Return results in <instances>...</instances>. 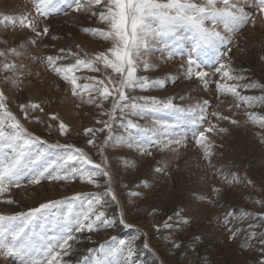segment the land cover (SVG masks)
<instances>
[{
    "label": "rangeland",
    "instance_id": "obj_1",
    "mask_svg": "<svg viewBox=\"0 0 264 264\" xmlns=\"http://www.w3.org/2000/svg\"><path fill=\"white\" fill-rule=\"evenodd\" d=\"M232 2L245 8L248 15L255 18V26L248 23L231 34L232 43L219 49V53L225 54L223 60L214 50H208L207 55L202 57L206 63L202 70L209 74L207 86L194 75L188 78L186 55L182 58L177 51L176 55L169 57V52L175 47L169 40L167 46L157 43L147 54L145 59L150 65L147 70L143 67L137 70L139 76L148 77L149 81L160 80L162 84L128 90L131 97L137 98V103H144L139 99L144 96L160 101L171 98L174 105L185 110L183 113L146 111L142 115L121 117L118 111L116 119L109 121L101 113L111 108V99L103 102V108L88 104L74 107L79 101L73 100L68 83L48 69L42 59H33L58 55L61 48L83 55L109 47L110 42L84 31L85 28L102 27L98 18L87 11H75L73 0H56L55 8L47 17L35 13L34 0H0V13L14 16L27 14L35 20L38 31L45 26L49 29L47 34L37 35L18 25L15 28L0 25V50L16 48L21 55H9L7 60L25 65V71L30 73L25 75L21 87L17 89L10 83H4V73L0 72V89L8 97L9 109L30 133L41 138L38 150L45 151L49 160L56 159L63 152L48 148V144H71L84 149L110 177V180L102 175L95 177L97 184L77 178L74 181L51 182L45 179L39 185H31L24 179L21 187H13L0 197V213L27 212L50 200L67 202L77 193L105 202L103 207H97L106 212L112 225L91 232L73 233L75 240L71 242L69 255L62 258L63 264H85L86 258H89L88 264H92V258L98 255L101 245L115 247L120 240L131 241L129 246L135 251L132 264H259V244L253 240L249 246L246 238L250 231L258 235L264 233V128L259 123H253L248 114L254 113L257 120L264 116V102L256 100L249 104L231 94L219 93L216 85L236 83L240 85L238 91L242 97L264 96V18L254 11V0ZM208 26L213 27L210 22ZM215 29L224 33L222 23L215 25ZM30 40L35 43H29ZM183 43V50L187 52L192 41L187 39ZM3 60L4 57H0V61ZM69 62L74 61L69 58L63 63ZM222 63L229 65L231 74L241 79L225 80L222 73L216 72ZM76 74L104 78L103 69L100 73L82 69ZM107 74H112L110 69ZM30 101L42 103L44 113L30 111L29 118L25 119L19 105ZM237 104L240 105L238 108ZM214 112L236 119L239 123L219 119L212 115ZM45 113H56L60 120L69 124V133L61 135L58 121L50 119ZM34 116L40 118L39 122L33 119ZM97 120L108 121L112 125L111 133L108 129L96 132L95 145H88L91 135L86 134L84 129L103 127ZM128 120L146 130L131 132L135 140L144 141L143 147L151 155L143 154L135 143L132 147L117 144L121 137H128ZM165 124L171 126L169 136L162 135ZM213 124L217 131L206 133L214 144L213 154L205 159L203 149L196 140L200 131ZM149 130H155L157 135L153 136ZM110 134L112 138L105 143ZM168 139L180 140V144L171 145L174 151L164 147ZM156 168L165 171L156 172ZM113 194L115 200L112 199ZM6 200L12 203H5ZM57 214L58 210L53 209L47 219L35 220L27 229L29 234L55 235L58 228L51 220ZM168 217L173 218L171 223L183 218H188L189 222L181 224L179 229L173 228L171 238L165 239L170 235L169 230L163 228ZM157 225H160L159 230ZM249 225L253 227L249 229ZM231 229L237 230L234 239L230 238ZM173 242L179 247H173ZM125 257L127 248L120 257L121 264H124ZM34 258L43 257L37 255ZM0 264L15 262L11 258H0Z\"/></svg>",
    "mask_w": 264,
    "mask_h": 264
},
{
    "label": "snow or ice",
    "instance_id": "obj_2",
    "mask_svg": "<svg viewBox=\"0 0 264 264\" xmlns=\"http://www.w3.org/2000/svg\"><path fill=\"white\" fill-rule=\"evenodd\" d=\"M254 3L256 5L254 11L264 18V0H254ZM73 4L75 11H87L90 15L97 17L103 25L97 28H85L84 31L94 37H100L102 41L110 42V46L102 51H96L93 54L85 52L83 55L78 51L61 48L58 55L33 57V59H42L48 69L68 83L73 100L79 101L73 105L74 107L80 108L83 104H88L103 108V102L111 99V108L101 113L107 116L109 121L116 119L118 111L121 117L127 114L142 115L146 111L172 110L177 114L185 111L174 105L171 98L167 101H160L155 97L144 96L139 98L144 103H137V98L128 94V90L146 89L162 84L160 80L149 81L148 77L137 74L138 68L143 67L147 70L150 67L145 57L157 43H164L167 46V42L171 40L175 47L169 52V57L176 55L177 51L182 58L186 55L188 78L191 79L194 75L204 81L207 86L209 74L202 70L206 67L202 57L207 55L208 50L219 53L222 45L231 44L233 40L231 34L245 24L252 23L253 27L255 26V18L249 16L245 8L233 3L232 0H200V2L197 0H73ZM55 6L56 0H34L35 13L40 16L51 15V10ZM209 22L213 27L208 26ZM219 23L223 24L224 33L215 29V25ZM0 25L13 28L18 25L37 35L47 34L49 31L47 26L43 27L42 31H38L35 20L29 18L27 14L14 16L0 13ZM187 39L192 41V45L187 52H184L183 42ZM28 42L35 43L34 40ZM79 47L77 45L78 49ZM9 55L19 56L21 53L16 48L0 50V57H4V60L0 61V72L4 73L2 80L19 89L25 75L30 73L25 71V65L17 64L14 60L8 61ZM224 55V53H219L220 60L224 59ZM69 58L74 62L63 63ZM194 67L195 72H193ZM82 69L96 73H100L103 69L104 78L78 76L76 73ZM109 69L111 75L107 74ZM216 72L222 73L227 81L241 79L231 74L227 64L222 63ZM81 80L86 82L80 83ZM216 87L219 93L231 94L249 104L256 100L264 102V96H240L238 91L240 85L236 83H217ZM7 100L8 97L4 90L0 89V197L9 193L13 187H21L24 179H27L31 185H39L45 179L51 182L74 181L77 178L97 184L95 177L101 175L109 177V173L101 164L94 163L84 149L71 144H48V148L61 149L63 152L56 159L49 160L45 151L38 150L37 146L41 138L24 127L21 120L9 109ZM239 106V104L236 105L237 108ZM19 109L25 119L29 118L30 111L44 113V107L40 102L30 101L27 104H21ZM45 115L58 121V131L61 135L69 133V124L60 120L56 113H45ZM212 115L222 120H229L232 124L239 123L238 120L223 116L219 112H214ZM248 116L253 123H259L260 127L264 128V116L258 120L254 113H249ZM33 119L37 122L40 120L38 116H34ZM200 119L203 120L204 117L201 116ZM97 123L102 124L103 127L84 129L86 134L91 135V138L87 140L88 145H95L96 132L108 129L111 133L112 125L108 121L97 120ZM162 127L164 129L162 135L169 136L171 126L165 124ZM126 130L129 133L128 137H121L117 140V144L132 147L135 143L139 151L145 155H151V152L143 147L144 141L135 140L131 132V130H146L140 129L139 125L131 120L127 121ZM149 131H152L153 136L157 135L155 130ZM215 131H217L216 125H210L199 132L196 140L197 145L203 149L205 159L211 157L214 146L206 133L211 134ZM219 131L223 132L226 129H219ZM111 138L110 134L105 143ZM43 143L47 144V141ZM173 143L178 145L180 140L168 139L164 147L174 151L171 148ZM100 151L102 152L103 149ZM155 171L165 170L156 168ZM109 191H111L110 188ZM213 191H219V189H213ZM132 195L139 196L140 193H132ZM112 199H116L114 194ZM4 202L12 203L11 200ZM104 203L99 199H88L87 196L77 193L67 202L50 200L40 203L38 207L31 208L27 212L9 215L0 213V258L4 260L11 258L15 264H63L62 258L69 255L71 242L75 240L73 233L85 230L91 232L112 225L113 222L107 218L106 212L97 207H103ZM77 207L79 210H76ZM53 209L58 210V214L51 220L58 228L57 233L52 236L46 233L29 234L27 229L30 224L40 218L47 219ZM172 219L168 217L163 224V228L170 232L169 237L165 239L171 238L173 228L179 229L181 224L189 222L188 218H183L171 223ZM227 222L226 217L225 223ZM156 227L159 230L160 225ZM252 227L249 225V229ZM230 232V238L234 239L237 230L231 229ZM246 239L249 241V246L253 240L258 242L261 251L259 264H264V233L258 235L250 231ZM130 244L131 241L120 240L119 245L115 247L101 245L98 255L92 258V264H121L120 257L123 256L125 248H127V257L124 259V264H132L135 251L129 246ZM173 247H179V244L173 242ZM37 255L43 258L35 259ZM88 259H85V264H88Z\"/></svg>",
    "mask_w": 264,
    "mask_h": 264
}]
</instances>
